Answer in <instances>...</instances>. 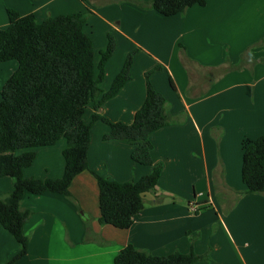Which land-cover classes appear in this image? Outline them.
Returning a JSON list of instances; mask_svg holds the SVG:
<instances>
[{
    "label": "crops",
    "instance_id": "obj_1",
    "mask_svg": "<svg viewBox=\"0 0 264 264\" xmlns=\"http://www.w3.org/2000/svg\"><path fill=\"white\" fill-rule=\"evenodd\" d=\"M151 2L0 0V28L9 24V9L34 13L40 21L81 11L95 52L96 36L104 37L101 52L108 34L115 35L117 49L106 65L103 92L136 51L131 79L103 103L100 115L133 122L146 98V73L161 66L151 82L166 97L167 112L180 116L150 134L152 156L163 164L162 173L156 190L144 194L143 210L123 229L100 223V189L93 171L128 182L150 174L153 166L133 160L129 143L104 139L110 125L93 122L90 102L84 115L92 122L89 169L72 181L74 200L53 191L26 193L21 207L32 211L24 225L29 249L15 264H114L129 244L156 255L193 250L205 257L195 264H264V193L245 192L242 179V142L264 134V61H259L264 58V0H206L204 6L172 16L157 12ZM121 44L125 48L120 50ZM249 47L258 62L230 69ZM18 66L16 59L0 60V99ZM66 145L63 137L36 148V160L25 168V176L61 178ZM13 189L14 178L0 175V197ZM19 250L0 222V264H8Z\"/></svg>",
    "mask_w": 264,
    "mask_h": 264
},
{
    "label": "trees",
    "instance_id": "obj_2",
    "mask_svg": "<svg viewBox=\"0 0 264 264\" xmlns=\"http://www.w3.org/2000/svg\"><path fill=\"white\" fill-rule=\"evenodd\" d=\"M205 4L206 0H152L151 7L162 15L172 16L191 6ZM8 17V26L0 28V60L16 59L19 66L5 83L0 99V175L14 178L13 191L0 197V222L20 245V250L8 262L15 264L29 249L24 225L32 211L21 207L26 193L53 191L74 200L70 191L72 181L89 169L92 122L87 123L84 115L90 102H94L93 122L101 119L110 125L104 139L129 143L133 146V160L153 166L150 174L128 182L112 180L93 171L100 189V223L123 229L129 228L143 210L144 194L156 190L162 173L163 164L155 162L152 156L150 134L179 121L180 116L167 112L166 97L151 82V75L161 66L146 73V98L133 122H114L98 113L103 103L116 96L131 79L136 51L128 54L111 87L103 92L100 84L106 76L107 62L117 49V39L108 34L107 46L97 61L92 37L85 29L84 12L59 14L40 21L34 13L22 15L9 9ZM261 41L264 43V37ZM180 48L185 49L183 45ZM250 48L230 69H241L249 61L258 62L250 57ZM188 61L183 58V64ZM170 81L176 89L172 78ZM63 137L67 141L63 151V176L57 179L26 177L25 168L37 157L35 149L54 145ZM242 149L245 192L264 193V134L245 139ZM202 259L204 255L193 250L156 255L129 244L116 255L114 264H195Z\"/></svg>",
    "mask_w": 264,
    "mask_h": 264
},
{
    "label": "rangeland",
    "instance_id": "obj_3",
    "mask_svg": "<svg viewBox=\"0 0 264 264\" xmlns=\"http://www.w3.org/2000/svg\"><path fill=\"white\" fill-rule=\"evenodd\" d=\"M95 29H96V32H97V35H101V34H99V30L98 29H101V28H99V26L97 27H95ZM100 31H102V30H100ZM115 36V35H114ZM116 37V36H115ZM117 39V38H116ZM96 40H97V43H96V59H98L97 61H99L100 60V48H99V43L101 42V40L103 41L104 40V37L102 36V38H99V36H96ZM119 40V39H118ZM123 41V40H122ZM121 41V42H122ZM125 45H127V44H125ZM123 48H125L124 47V44H121L120 45V50L121 49H123Z\"/></svg>",
    "mask_w": 264,
    "mask_h": 264
},
{
    "label": "built area",
    "instance_id": "obj_4",
    "mask_svg": "<svg viewBox=\"0 0 264 264\" xmlns=\"http://www.w3.org/2000/svg\"><path fill=\"white\" fill-rule=\"evenodd\" d=\"M191 210H193V212H195L197 210L196 206L195 205H192L191 206Z\"/></svg>",
    "mask_w": 264,
    "mask_h": 264
}]
</instances>
